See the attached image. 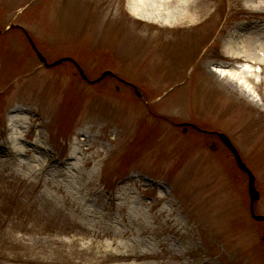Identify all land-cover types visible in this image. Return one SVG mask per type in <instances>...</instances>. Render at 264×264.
Segmentation results:
<instances>
[{"label":"rangeland","instance_id":"obj_1","mask_svg":"<svg viewBox=\"0 0 264 264\" xmlns=\"http://www.w3.org/2000/svg\"><path fill=\"white\" fill-rule=\"evenodd\" d=\"M128 2L0 0V264H264L248 176L180 127L232 140L264 217V0H162L146 19ZM29 39L120 80L47 68ZM236 66L253 73H218Z\"/></svg>","mask_w":264,"mask_h":264},{"label":"water","instance_id":"obj_2","mask_svg":"<svg viewBox=\"0 0 264 264\" xmlns=\"http://www.w3.org/2000/svg\"><path fill=\"white\" fill-rule=\"evenodd\" d=\"M36 51H37V49H36ZM37 54H38V57H39L40 61L43 64H45V66L48 67V68H53V67L59 66V65H61L62 63L66 62V61H72L71 59H62V60H59V61L55 62L54 64L49 65L47 63L46 59L41 55V53H39L37 51ZM80 73H81V75H82L84 80H88L87 76L84 74V72L81 69H80ZM107 76L112 77L114 75L111 72H106V73H104L102 75V77L100 79H98L97 81H95L93 83H98V82H100L102 79H104ZM219 137L223 141V143L227 146V148L234 155V157L236 159V162H237V165L240 168V170L245 172L248 175V177H249L248 188H249V194H250V210H251V215H252L253 219L258 221V222H264V217L257 216L256 213H255V203L260 199V194H259V192L257 191V189L255 187V177H254V175L246 167V165L242 161L238 151L235 149V147L231 143L230 139L227 138L224 134H219Z\"/></svg>","mask_w":264,"mask_h":264},{"label":"bare ground","instance_id":"obj_3","mask_svg":"<svg viewBox=\"0 0 264 264\" xmlns=\"http://www.w3.org/2000/svg\"><path fill=\"white\" fill-rule=\"evenodd\" d=\"M160 1L162 0H129L128 2V8H129V11L135 15V17L137 18H140V19H146L144 17H142V11L140 9H146L148 7H154L155 6V3L159 2L161 3ZM180 4H182V0L180 2ZM183 6V4H182ZM157 11V10H156ZM249 67H234L233 69H235V71H232L231 73H221L220 71L218 73H220L221 76H227L226 74H229L230 75V78H233V77H236V79L241 75H245V74H252L253 71H250L248 70ZM255 72V71H254ZM241 78V76L239 77ZM23 123V120L21 118H15L13 120V129L15 130V128H18V126ZM15 151H18L17 150V147H15L13 145ZM79 151H80V148H76L75 151H72L71 152V155H74L73 158L77 159V155H79ZM179 237V236H178ZM177 237V238H178ZM180 238V237H179Z\"/></svg>","mask_w":264,"mask_h":264}]
</instances>
